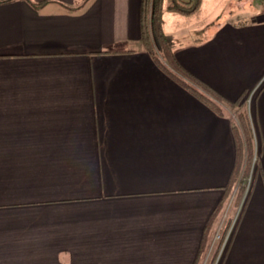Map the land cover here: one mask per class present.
<instances>
[{
  "label": "crops",
  "instance_id": "crops-1",
  "mask_svg": "<svg viewBox=\"0 0 264 264\" xmlns=\"http://www.w3.org/2000/svg\"><path fill=\"white\" fill-rule=\"evenodd\" d=\"M32 1L48 3L0 0V264H195L239 163L237 109L155 63L142 0ZM238 1L191 31L197 11H166L164 30L187 72L248 103L256 172L219 264H264V0Z\"/></svg>",
  "mask_w": 264,
  "mask_h": 264
},
{
  "label": "trees",
  "instance_id": "trees-1",
  "mask_svg": "<svg viewBox=\"0 0 264 264\" xmlns=\"http://www.w3.org/2000/svg\"><path fill=\"white\" fill-rule=\"evenodd\" d=\"M34 8L41 9L48 1L34 2L27 0ZM89 0H80L74 6H70L71 10H79L85 6ZM201 0H142L141 1V39L147 52L152 56L155 63L169 76L174 78L177 82L182 84L195 96L200 98L213 110L219 114H223V108L219 102H224L231 108L238 110L237 120L239 122L238 127L233 125L235 139L237 142V148L239 151V163L241 158V151L243 147L246 148V167L243 172V177L249 175L251 164L253 159L257 160L258 154L255 150V132L252 122L250 120L247 108L245 107V97L241 96L235 102H226L218 93H216L211 87L198 80L196 77L187 72L176 60L174 54L175 40L174 38L165 32L164 30V13L166 11L179 13L182 15H189L195 12ZM237 162L233 179L231 180L227 193L224 198L217 204L214 211L211 213L207 224L203 238L201 240L198 256L195 260V264H199L205 256L209 247V230L214 224L215 220L222 213L227 198L233 189V186L237 183V179L240 172V164ZM245 186L240 182L237 183L236 196L234 199L235 206L240 205L243 195L245 193ZM232 223L231 218L225 220L220 238L216 240V243L209 254L207 264H215L220 253L222 244L224 242L226 233Z\"/></svg>",
  "mask_w": 264,
  "mask_h": 264
},
{
  "label": "rangeland",
  "instance_id": "rangeland-1",
  "mask_svg": "<svg viewBox=\"0 0 264 264\" xmlns=\"http://www.w3.org/2000/svg\"><path fill=\"white\" fill-rule=\"evenodd\" d=\"M237 2H239L238 0H201L200 1V5L198 7V9L196 10L197 12L193 15V17H189L188 22L186 23L185 28L189 31H191L192 28H196L197 26L200 27L202 25H204L205 23L209 22L210 20H214L216 17H218L219 15H224V17L229 18V15L236 13L239 9ZM245 9L247 11H251V10H261V4L258 5V2L256 3H246L245 4ZM172 19H174V17H172ZM173 22H169L168 26H165L166 29H168L170 31L171 29V25ZM210 23V22H209ZM181 24H183V21L181 22ZM212 25V24H211ZM210 27V26H209ZM184 28V27H183ZM205 35V34H204ZM199 36H201V34H199ZM178 41H184L185 39H190V33L188 34H184L183 36H179L176 37V39H178ZM176 43V42H175ZM248 103H246L245 107L247 108L248 114H249V109H248ZM232 112V111H231ZM237 114H238V110H236V113L233 116L232 120L233 121H237ZM231 116V114H229ZM250 120L252 122L253 125V129L255 132V126L253 123V118L251 117L250 114ZM255 134V150H257V138H256V132ZM256 172V162L253 163L252 168H251V172L247 177H243L240 180V183L243 184L245 186V191L247 190L249 192L250 189V185H251V181H252V176L253 173ZM236 190H237V185H235V187L233 188V190L230 192V196L225 204L224 207V220H226L227 218H231L233 225L235 226L236 221L239 217L240 211L242 209V205L245 201V197L246 195H243L242 201L240 203V205L235 206L234 204V199L236 196ZM223 212L221 214V216H223ZM220 216V217H221ZM224 221H223V225H221V227L224 226ZM218 226V225H217ZM220 227V228H221ZM219 228V227H218ZM217 229V228H216ZM222 233V229L221 231H219V234ZM231 236V235H230ZM229 237H227L225 244L222 247V250L220 251L217 261L215 264H219L220 263V259L221 256L223 254V251L225 249V246L227 245L228 241H229ZM218 240V239H217ZM209 255H206V259L203 260L204 262L202 264H207L208 259H209Z\"/></svg>",
  "mask_w": 264,
  "mask_h": 264
},
{
  "label": "built area",
  "instance_id": "built-area-1",
  "mask_svg": "<svg viewBox=\"0 0 264 264\" xmlns=\"http://www.w3.org/2000/svg\"><path fill=\"white\" fill-rule=\"evenodd\" d=\"M263 10H264V8H263ZM247 194H248V191L246 190L245 193H244V195L247 196ZM232 225H233V222L231 223V225H230V227H229V229H228V231H227V233H226V236H225L224 242H223V244H222V247H223V245L225 244V241H226L227 237H229V236L232 234V231H233V229H234V226H232ZM220 227H221V226H220ZM220 227L218 228V230L216 231V234H215V239H216V240L220 238V235H221V234H219V231H221V229H223V227H221V228H220ZM222 247H221V250H222ZM221 250H220V251H221Z\"/></svg>",
  "mask_w": 264,
  "mask_h": 264
}]
</instances>
